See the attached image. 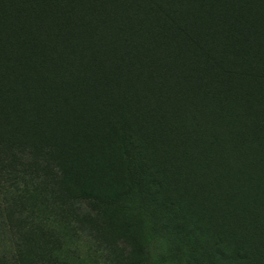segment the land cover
I'll use <instances>...</instances> for the list:
<instances>
[{"label": "trees", "instance_id": "1", "mask_svg": "<svg viewBox=\"0 0 264 264\" xmlns=\"http://www.w3.org/2000/svg\"><path fill=\"white\" fill-rule=\"evenodd\" d=\"M168 122L200 184L264 185V0H0L1 194L52 185L79 244L113 233L124 264H145L115 206L135 178L160 185L149 157ZM17 200L0 203V264L21 257L3 237L29 215Z\"/></svg>", "mask_w": 264, "mask_h": 264}, {"label": "rangeland", "instance_id": "2", "mask_svg": "<svg viewBox=\"0 0 264 264\" xmlns=\"http://www.w3.org/2000/svg\"><path fill=\"white\" fill-rule=\"evenodd\" d=\"M163 126L160 133L166 137L157 139L162 148L156 147L153 157H149L157 163L160 185H148L135 178L128 196L115 206V212L125 226H132L139 237L144 263L264 264V247L254 245L258 235H264V211L260 210L264 185H237L232 190L228 185L224 188L200 184L199 177L195 176L200 170L196 159L184 163L179 155L180 148L184 150L182 140L169 135L172 123ZM176 126H181L180 129L183 124L176 123ZM209 158L201 157L202 166L210 164ZM257 175L264 178L261 172ZM29 186L34 189L37 186V195L33 191L23 198H12L7 192L1 194L0 191V203L7 201L10 204L18 199L19 207L29 213L22 217L10 214L8 230L14 229L16 234L11 231L10 235H3L10 239L9 244L5 243L6 248L12 245L14 251L20 250L19 264H124L118 257L121 251L114 246L115 241L117 246V236L110 233L112 238L106 244L99 242L92 248L79 244L80 236L69 221L64 220L65 225L59 222L64 216L58 213L60 198L52 185H48L50 190L45 185ZM9 210L14 211V208ZM183 224L187 235L194 230V240L185 241L183 237L186 236H179L174 231L175 225ZM199 232L205 233L204 249L195 243ZM19 235L23 238L16 248ZM217 236L221 238L219 243ZM2 250L4 243L0 240V255ZM245 255L250 259L241 260ZM2 258L3 264L13 263L12 256Z\"/></svg>", "mask_w": 264, "mask_h": 264}]
</instances>
